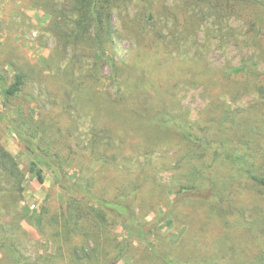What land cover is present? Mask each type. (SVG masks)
Returning a JSON list of instances; mask_svg holds the SVG:
<instances>
[{
  "label": "rangeland",
  "instance_id": "obj_1",
  "mask_svg": "<svg viewBox=\"0 0 264 264\" xmlns=\"http://www.w3.org/2000/svg\"><path fill=\"white\" fill-rule=\"evenodd\" d=\"M111 3L113 31L104 54L97 50L96 57L105 61L99 70L95 59L62 43L60 34L72 28V0H0V264H165L161 257L172 264H263V195L251 181L232 175L234 145L243 140L249 142L243 153L253 161L251 168H264V100L255 91L240 90L233 97L250 74L264 83V0ZM156 45L168 69L147 82L161 88L164 108L178 120L166 134L154 116L138 118L130 102L122 103L110 67L111 59L117 60L116 72L135 76L139 51ZM77 53L83 66L74 79L70 63ZM240 66L247 68L229 75ZM88 73L96 78L93 90L85 84ZM16 74L25 83L5 97L3 86ZM227 105L232 111L223 130L220 110ZM248 109L257 132H246L242 124ZM100 126L110 145L98 162L87 144ZM179 126L189 127L196 140L186 138ZM233 126L230 147L223 137ZM15 131L36 135L41 146V132L58 137L61 143L52 148L60 151L64 180L89 179L85 188L91 191L85 193L112 199L138 192V214L157 222L155 236L129 237L98 204L58 182L48 167H42L43 182H38L30 168L33 155ZM156 135L166 140L151 152L149 147L159 144ZM212 139L230 153L213 161L206 148ZM71 150L77 151L73 160L67 157ZM203 152L194 175L185 176L189 165H182L181 157L188 154L184 162L190 163ZM6 156L20 170V183L3 166L12 163L4 162ZM189 184L204 188L177 193ZM232 184L242 190L235 192Z\"/></svg>",
  "mask_w": 264,
  "mask_h": 264
},
{
  "label": "trees",
  "instance_id": "obj_2",
  "mask_svg": "<svg viewBox=\"0 0 264 264\" xmlns=\"http://www.w3.org/2000/svg\"><path fill=\"white\" fill-rule=\"evenodd\" d=\"M72 15L74 16L71 19V29H67L68 31L66 33H61L60 37L62 38V43H65V47H71L74 50H79L82 57H85L86 59L93 58L95 59L94 63L99 64V70L105 65V61L100 57H96L97 50L104 54V50L102 49L103 45H108L110 42V35H112L113 26L111 23V12H112V3L111 0H72V7L70 9ZM62 19L66 20L67 15L65 12V9L62 8L61 13ZM67 23V20L65 21ZM66 26L65 24L63 27ZM61 28L65 29V28ZM161 48L158 47V45L151 47V48H142L138 55L139 57L135 60V68L136 71H138V74L132 77L127 76L126 74H120V71L118 70L116 72V66L118 61L111 59L110 67L113 73V80L115 83V86L117 88L118 95L120 96L119 99L123 101L126 100L127 102H130V112L135 114L136 117H146L150 118L151 116L155 117V122L157 126L161 129H163V134H166L167 131L173 130L174 128H177V117L174 116V113L170 112L164 108L163 106V98L164 95L161 92V88H159L156 84H153L151 82H147V80L151 81L152 78L159 77L161 78V75L163 74L162 71H165L168 69L167 61L162 60V55L159 53ZM78 54V53H77ZM75 55V58L72 59L70 63V72H72V76L75 79L77 77V74L75 71L82 70V60L81 57L78 55ZM246 66H240V67H233L230 70L229 75H238L239 73L244 72ZM247 68V67H246ZM99 70L95 69L96 72ZM161 74V75H159ZM248 82L245 81L241 84V89H237L238 91H235L233 93L234 95H238L239 91L241 90L242 93L247 94L251 93L252 91H255L258 97L262 100H264V83L258 84V77H255V74L249 75ZM254 80V81H253ZM74 81V80H73ZM24 77L21 74H16L14 82L10 83L9 85L3 86V94L5 97L12 96L16 94L22 85H24ZM85 84H87V88L89 90H93L94 87L97 86L96 84V78L94 77L93 73H88L86 75ZM257 84V85H256ZM243 86H245L243 88ZM221 115H223L222 120L223 122H220V127L224 130L225 124V118H227L228 115H230L229 105L226 107H223L221 110ZM245 113V119H243V125L248 133L257 132L258 127H253V122L250 119V111L249 109L244 112ZM107 115V114H106ZM108 117L112 118L110 115H107ZM221 120V121H222ZM233 122V121H232ZM252 122V123H251ZM138 133H141V127L136 126ZM236 127V126H235ZM233 126L232 129H230L229 135H224L223 138L226 139V143L231 142V130L233 131L235 129ZM102 128H105V126H100L99 130L94 132L92 137V142L90 145L87 144V149H89L91 158L95 161L98 160L102 161L104 158V153L108 150V145H110L109 141H106L105 135H101L100 131ZM179 129L181 132L185 135L186 138L193 139V141L196 140V137L194 135L190 134V128L187 126H179ZM18 135V138L22 140L24 145L28 148V150L33 155V161L31 164V171L36 176L38 182H43V169L42 167H48L56 177L57 181L60 183H64L66 187L69 186L71 189V192H79L84 197L88 198L91 201H94L101 209L102 215H110L113 217V219L122 225L124 229L126 230L129 237H133L139 240H147L151 236H155L156 232V225L157 222L153 220H146L142 219L137 211V203L135 202L136 197H138V192H128L126 194L118 193L116 194L112 199H102L95 197L91 192L85 193L87 190L91 191L90 185L85 184L89 181V179H85V177H82V179H78L74 183H70L66 180H64V169L63 165H61V155L60 151L53 150L52 147L55 146V144H60L61 141L58 137L55 139L51 136H47L46 131L41 132V136H39L40 141L43 142L44 140V146L38 145L36 142V135H20L18 131H15ZM162 134V135H163ZM162 135H156V139L158 140L159 144L156 146L149 147L151 152L158 148L160 143L164 142L166 139ZM43 138V139H42ZM205 141L206 138H203ZM202 141V140H201ZM105 142V144H104ZM215 143V144H214ZM214 144V148H212V145ZM249 142L247 141H239L237 145H234V149H237L238 151H235L234 154V172L232 175V179L234 180H241V179H247L251 181V183L255 186H257L260 189V194L263 195L264 199V168L262 171H257L256 169H252L251 165H253V161L249 156H247L243 151H246L247 145ZM149 146V145H148ZM230 147H233L231 144H229ZM122 148H125V145L121 146ZM85 148V147H84ZM206 148L209 149L210 154L212 156V160L215 161V157L219 154H227L230 153L229 151H222L221 144L216 142V140H208L206 143ZM110 149V146H109ZM37 150H41L42 153H38ZM86 150V148H85ZM124 150V149H123ZM117 152H121L120 150L115 151V156H117ZM77 151L71 150L67 152V157L69 160H73V158L76 156ZM8 155V154H7ZM205 155V152H203L194 162H187L184 159L187 158L188 154L185 155L184 159H180V162H183L182 165H189L188 171L185 174V176H188L190 173V176H193L195 172L194 167H197L200 165L201 161L203 160V156ZM7 158L10 160L9 165H3L9 166L11 177L14 178L17 182H21V172L15 165L14 161L11 159V157L6 156L4 158V162H6ZM57 164V165H53ZM209 167L211 166L210 163H208ZM1 167V165H0ZM179 167V165H178ZM83 168V166H82ZM66 175V174H65ZM140 181L147 180L146 177L142 174H136V176H140ZM206 177L208 180H211L208 174H206ZM82 180V181H81ZM85 184V185H83ZM235 184H232V188H234V191H238V189L242 190L240 187L234 186ZM210 187V186H209ZM204 185H197V184H189L186 186H182L181 189L178 192L180 193H186L190 192L192 194L199 193L203 190ZM175 206L178 202L174 200ZM79 216V215H78ZM90 224V221L87 220ZM255 228V227H254ZM3 244V243H2ZM163 262L165 264H172L169 260H167L164 257H161ZM263 257H261L259 260H261ZM264 261V258H263ZM260 262V261H258ZM261 263V262H260ZM259 264V263H257ZM262 264V263H261ZM264 264V263H263Z\"/></svg>",
  "mask_w": 264,
  "mask_h": 264
}]
</instances>
